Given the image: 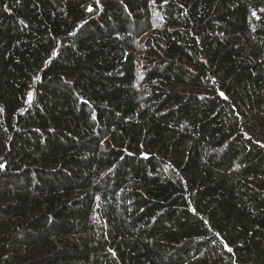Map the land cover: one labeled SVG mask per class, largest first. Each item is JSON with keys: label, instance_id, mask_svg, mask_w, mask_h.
Returning a JSON list of instances; mask_svg holds the SVG:
<instances>
[{"label": "trees", "instance_id": "trees-1", "mask_svg": "<svg viewBox=\"0 0 264 264\" xmlns=\"http://www.w3.org/2000/svg\"><path fill=\"white\" fill-rule=\"evenodd\" d=\"M0 164V264H264V0H0Z\"/></svg>", "mask_w": 264, "mask_h": 264}, {"label": "rangeland", "instance_id": "rangeland-1", "mask_svg": "<svg viewBox=\"0 0 264 264\" xmlns=\"http://www.w3.org/2000/svg\"><path fill=\"white\" fill-rule=\"evenodd\" d=\"M156 21V19H155V17L153 18V20L151 21L152 23H156L155 22ZM140 42L142 41V38L139 40Z\"/></svg>", "mask_w": 264, "mask_h": 264}, {"label": "snow or ice", "instance_id": "snow-or-ice-1", "mask_svg": "<svg viewBox=\"0 0 264 264\" xmlns=\"http://www.w3.org/2000/svg\"><path fill=\"white\" fill-rule=\"evenodd\" d=\"M97 2H98V0H97ZM91 10V9H90ZM253 15H255V13H253ZM221 95H223V93H221ZM3 167V165L2 164H0V168H2Z\"/></svg>", "mask_w": 264, "mask_h": 264}]
</instances>
